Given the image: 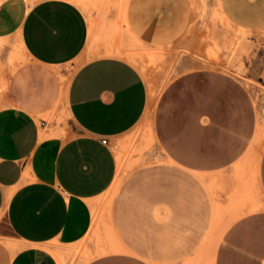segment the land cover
Listing matches in <instances>:
<instances>
[{
	"label": "crops",
	"instance_id": "0c3cea01",
	"mask_svg": "<svg viewBox=\"0 0 264 264\" xmlns=\"http://www.w3.org/2000/svg\"><path fill=\"white\" fill-rule=\"evenodd\" d=\"M216 2L235 27L264 32V0ZM8 8L0 0V37L9 34ZM196 14L193 0H127L124 21L137 40L168 47L185 36ZM89 35V19L72 0H38L23 9L18 38L28 63L0 70V264H63L69 255L62 249L90 233L92 203L117 177L116 139L147 111L149 87L139 68L119 55L86 56ZM78 58L66 81V65ZM63 109L72 122L65 138L48 130ZM263 116L242 78L208 69L181 73L161 98L158 133L167 157L208 184L207 191L199 181L185 187V200L175 187L167 208L213 210L217 182L228 187L218 191L227 208L231 187L250 172V198L235 207L241 213L223 233L217 264L229 258L264 264ZM201 224L213 225L210 216ZM71 257L73 264L169 262L163 249L80 250Z\"/></svg>",
	"mask_w": 264,
	"mask_h": 264
},
{
	"label": "rangeland",
	"instance_id": "374dc122",
	"mask_svg": "<svg viewBox=\"0 0 264 264\" xmlns=\"http://www.w3.org/2000/svg\"><path fill=\"white\" fill-rule=\"evenodd\" d=\"M1 1L9 7L10 26L6 29L9 34L0 37V70H4L5 64L15 69L19 63H28L18 38L23 9L38 0ZM72 1L82 7L89 19V42L83 54L88 57L119 55L134 63L147 81L150 100L143 119L116 139L117 177L92 203L90 233L78 246L62 249L69 255L61 256L63 264L69 261L73 264L75 258L71 255L80 250H133L144 254V251L160 249L168 251V264H217L216 254L223 233L241 213L235 207L250 198V172H244L247 176L231 187L235 193L229 195L231 201L227 208L219 204L218 191L228 188L220 182L215 186V208L209 212L167 208L175 201L174 196L170 199L175 187L182 193L185 187L199 181L201 189L207 191L208 184L206 177L167 157L158 133L160 102L169 84L190 69L236 75L249 89L258 85V80L264 79V32L253 33L235 27L223 15L216 0H193L197 14L185 36L174 45L153 47L137 40L127 30L124 21L127 0ZM82 60L78 58L66 65V81L73 77ZM47 119L51 121L52 117ZM69 125L72 122L63 109L56 126L48 130L65 138L69 136ZM184 196L182 193V200ZM208 216L212 226L197 225ZM176 219L180 221L179 226L173 224ZM231 261L229 258L228 263L232 264Z\"/></svg>",
	"mask_w": 264,
	"mask_h": 264
},
{
	"label": "built area",
	"instance_id": "2783aa9c",
	"mask_svg": "<svg viewBox=\"0 0 264 264\" xmlns=\"http://www.w3.org/2000/svg\"><path fill=\"white\" fill-rule=\"evenodd\" d=\"M259 84L254 86L251 90L258 105L264 108V79L258 80ZM104 143H107V139H103Z\"/></svg>",
	"mask_w": 264,
	"mask_h": 264
},
{
	"label": "bare ground",
	"instance_id": "6f19581e",
	"mask_svg": "<svg viewBox=\"0 0 264 264\" xmlns=\"http://www.w3.org/2000/svg\"><path fill=\"white\" fill-rule=\"evenodd\" d=\"M258 137H259V136H258ZM257 139H259V138H257ZM260 141H261V140H260ZM255 144H256V143H255ZM254 146H255V145H254ZM256 147H257V146H256ZM256 147H255V148H256ZM253 149H254V148H253ZM253 149H251V150H253ZM211 242H212V241H211Z\"/></svg>",
	"mask_w": 264,
	"mask_h": 264
}]
</instances>
